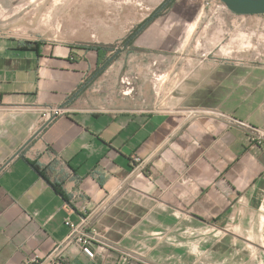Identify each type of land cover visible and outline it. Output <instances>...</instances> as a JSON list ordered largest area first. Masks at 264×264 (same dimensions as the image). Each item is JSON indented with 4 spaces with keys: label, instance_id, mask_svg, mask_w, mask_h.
Listing matches in <instances>:
<instances>
[{
    "label": "crops",
    "instance_id": "0c3cea01",
    "mask_svg": "<svg viewBox=\"0 0 264 264\" xmlns=\"http://www.w3.org/2000/svg\"><path fill=\"white\" fill-rule=\"evenodd\" d=\"M242 38L226 68L110 102L85 61L0 38V264H264V67Z\"/></svg>",
    "mask_w": 264,
    "mask_h": 264
},
{
    "label": "rangeland",
    "instance_id": "374dc122",
    "mask_svg": "<svg viewBox=\"0 0 264 264\" xmlns=\"http://www.w3.org/2000/svg\"><path fill=\"white\" fill-rule=\"evenodd\" d=\"M0 1L5 8L0 11V38L37 41L56 57L68 55L71 62L85 61L79 66L82 71L87 69L84 89L103 102L117 100L127 90L131 95L143 94L147 79H159V73L167 75L168 84H178L177 75L183 71L226 68L234 51L231 40L237 45L240 35L245 45L241 51L244 67H264V15L240 18L230 12L226 19L229 10L218 0H175L133 40L129 47L140 49L137 52L122 47V41L143 21L153 19L165 0ZM195 20L210 24L194 28L190 23ZM97 45L113 46L107 55L113 60L101 76L90 80L95 53L85 48ZM151 88V96L157 97V88ZM181 95L167 92L166 99L180 101ZM243 112V108L239 110L240 118Z\"/></svg>",
    "mask_w": 264,
    "mask_h": 264
},
{
    "label": "trees",
    "instance_id": "16d2710c",
    "mask_svg": "<svg viewBox=\"0 0 264 264\" xmlns=\"http://www.w3.org/2000/svg\"><path fill=\"white\" fill-rule=\"evenodd\" d=\"M175 0H165L164 3L158 8V10L153 14V19H147L145 21L142 22V24L136 26L134 28L133 31L130 32L129 35H127V37L122 41V47L124 48H129L128 51L130 52H137L140 51V49L137 48H130L129 46L132 45L133 40L140 35L142 32L141 30L145 27L150 26L151 23H153L154 19H156L157 17H159L160 13L165 12L174 2ZM42 44L39 42H18L17 44V48L14 50L16 52H34L36 54L39 53L40 48H41ZM70 49H72V47H70ZM88 52L92 51L95 53V70L91 75V79L90 80H94L96 79L98 76H100V74H102V72L109 66V64L111 63V61L113 60L112 57L110 56L108 57L107 55L110 54L113 51V46H101V45H97V46H88L87 48H85ZM89 82V81H87ZM85 86H83L84 88ZM78 90H82V88H78ZM76 93L74 95H72L71 98H75L76 97ZM29 164V163H28ZM34 171L47 183H50L47 175H46V168L45 167H40L38 164L34 163V164H29ZM51 184V183H50ZM52 188L56 189L57 185L55 184H51Z\"/></svg>",
    "mask_w": 264,
    "mask_h": 264
},
{
    "label": "water",
    "instance_id": "95a60500",
    "mask_svg": "<svg viewBox=\"0 0 264 264\" xmlns=\"http://www.w3.org/2000/svg\"><path fill=\"white\" fill-rule=\"evenodd\" d=\"M231 13L237 16H262L264 15V0H218ZM49 123V122H48ZM45 123L35 135L26 142L16 153L19 154L27 145L47 126ZM15 155V156H16Z\"/></svg>",
    "mask_w": 264,
    "mask_h": 264
},
{
    "label": "built area",
    "instance_id": "2783aa9c",
    "mask_svg": "<svg viewBox=\"0 0 264 264\" xmlns=\"http://www.w3.org/2000/svg\"><path fill=\"white\" fill-rule=\"evenodd\" d=\"M52 112L56 113V111H52ZM66 225H69V224L67 223ZM73 228H74V227H73ZM74 229H75V228H74Z\"/></svg>",
    "mask_w": 264,
    "mask_h": 264
}]
</instances>
